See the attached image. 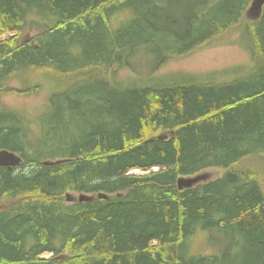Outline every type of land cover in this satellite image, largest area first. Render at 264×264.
<instances>
[{"label":"trees","instance_id":"16d2710c","mask_svg":"<svg viewBox=\"0 0 264 264\" xmlns=\"http://www.w3.org/2000/svg\"><path fill=\"white\" fill-rule=\"evenodd\" d=\"M252 2L0 0V96L50 94L38 127L25 119L36 109L0 106V151L23 159L0 167V264H264V8L249 20ZM230 44L249 60L163 72ZM137 49L152 72L120 81ZM209 169L222 174L179 190ZM199 232L226 243L183 256Z\"/></svg>","mask_w":264,"mask_h":264},{"label":"rangeland","instance_id":"374dc122","mask_svg":"<svg viewBox=\"0 0 264 264\" xmlns=\"http://www.w3.org/2000/svg\"><path fill=\"white\" fill-rule=\"evenodd\" d=\"M250 8L251 6L249 9ZM168 14L175 17L182 16L181 10L179 12L175 10V7L174 9H170ZM32 17H35L36 21H38L40 25L44 23L40 16L33 15L30 17V19ZM248 19L252 20L249 17V14ZM124 21L125 19L118 22H113V27L118 28L119 25L121 26L122 23H125ZM36 34V30L28 29L27 31V36H34ZM134 53H137V55L132 58ZM134 53H132L131 57L127 59V63L132 65L135 74L129 78L126 74V72H129V70L126 68L125 69L127 71L122 73L114 72V76L120 81L127 82L128 80L140 75L146 77L152 72V69H150V66L147 64V62L150 63L151 60L147 57H144L146 54H142L141 49H137V52ZM248 60L249 54L241 45H216L207 50L198 51L185 59L169 61L164 65L163 72L170 75H178L181 79H183V75H198L213 70L228 68L238 64L242 65ZM108 76L109 75L107 74L106 77ZM47 105H50V94L48 92H42L41 94H36V96H27L26 98H21L20 96L16 95L0 96V106H7L16 109H19L21 106H29V110L36 109V113H30L31 115H28L27 117L25 116V119H28V122L33 125V127L39 126L40 123L38 118L46 113ZM20 111L23 112L22 109ZM134 174L139 175L145 173L135 171ZM221 174L222 171L220 169H209L202 173V175H205L207 180L215 179ZM69 195L71 198H75L76 196V194L73 193H70ZM225 243V237L220 233L199 232L196 234V236L188 239L185 245V252H183V256L185 255V257H192L198 255H216L218 254L219 249L224 247Z\"/></svg>","mask_w":264,"mask_h":264},{"label":"water","instance_id":"95a60500","mask_svg":"<svg viewBox=\"0 0 264 264\" xmlns=\"http://www.w3.org/2000/svg\"><path fill=\"white\" fill-rule=\"evenodd\" d=\"M264 8V0H253L251 8L248 11L249 17L252 20H258L260 19L262 12ZM23 159L12 152H9L7 150L0 151V167L8 168L9 170H12L15 167H18L22 164ZM59 163V162H58ZM47 165H51L53 163H46ZM208 181L205 175H197L195 177L190 178H179L178 180V188L179 190L184 189H190L194 187L195 185ZM94 197H87V196H80L79 200L81 202L84 201H92ZM99 198L107 199L106 195H99ZM68 201H75L76 199H72L70 196L67 197Z\"/></svg>","mask_w":264,"mask_h":264},{"label":"bare ground","instance_id":"6f19581e","mask_svg":"<svg viewBox=\"0 0 264 264\" xmlns=\"http://www.w3.org/2000/svg\"><path fill=\"white\" fill-rule=\"evenodd\" d=\"M225 2V1H224ZM226 3V2H225ZM226 6V5H225ZM224 7V6H223ZM222 7V8H223ZM192 8V7H191ZM204 10V9H203ZM200 12H201V10H200ZM219 12V11H218ZM192 14V13H191ZM227 18V17H226ZM190 22V21H189ZM101 40V39H100ZM101 46V45H100ZM101 50V49H100ZM103 50H104V48H103ZM102 56V55H101ZM100 56V57H101ZM128 65V64H127ZM263 86V85H262ZM261 86V87H262ZM259 93V92H258ZM127 96V95H126ZM124 99H126L125 97H124ZM130 99H131V97H130ZM118 103V102H117ZM122 103V102H121ZM92 108V107H91ZM129 108V107H128ZM101 110V109H100ZM257 110V109H256ZM249 111V110H248ZM94 112V111H93ZM92 112V113H93ZM249 112H251V111H249ZM98 113V112H97ZM102 114V113H101ZM247 114V113H246ZM245 115V114H244ZM98 116V115H97ZM128 116V115H127ZM240 117V116H239ZM249 117V116H248ZM250 118V117H249ZM245 119V118H244ZM131 120V119H130ZM241 120V119H240ZM250 121V120H249ZM237 122V121H236ZM239 122V121H238ZM260 123V122H259ZM247 124V123H246ZM251 123H248L247 125L249 126ZM256 125V124H255ZM255 125H254V127H255ZM258 125V124H257ZM246 126V125H245ZM232 127V126H231ZM229 128V127H228ZM250 128V127H249ZM262 129V128H261ZM261 131V130H260ZM223 135V134H222ZM233 135V134H232ZM243 136V135H242ZM117 138V137H116ZM228 138V137H227ZM238 139H241V138H238ZM232 140V139H231ZM118 142V141H117ZM208 143V142H207ZM197 145V144H196ZM219 145V144H218ZM222 144H220V146H221ZM234 146H235V144H234ZM196 150V149H195ZM216 151V150H215ZM190 152V151H189ZM226 152V151H225ZM230 153V152H229ZM194 154V153H193ZM192 154V155H193ZM191 158V157H190ZM195 158V157H194ZM232 159H234V157L232 158ZM192 160V159H191ZM193 161V160H192ZM193 164V163H192ZM194 165V164H193ZM195 166V165H194ZM197 166V165H196ZM195 166V167H196ZM194 171V170H193ZM230 177V176H229ZM229 179V178H228ZM215 184V183H214ZM236 190V189H235ZM235 196V195H234ZM228 197V196H227ZM225 198V197H224ZM131 200V199H130ZM144 203V202H143ZM229 203V202H228ZM132 206V205H131ZM164 206V205H163ZM223 206V205H222ZM235 206V205H234ZM168 207V206H167ZM224 207V206H223ZM154 208V207H153ZM162 208V207H161ZM228 208V207H227ZM145 209V208H144ZM119 210V209H118ZM187 210V209H186ZM124 211V210H123ZM222 212V211H221ZM128 213V212H127ZM235 213V212H234ZM174 214V213H173ZM147 215V214H146ZM231 216V215H230ZM58 218V217H57ZM152 218V217H151ZM206 218V217H205ZM238 218V217H237ZM195 219V218H194ZM225 219V218H224ZM21 220V219H20ZM58 220V219H57ZM230 220V219H229ZM196 221V220H195ZM224 221V220H223ZM17 222H19V221H17ZM207 222V221H206ZM9 223V222H8ZM52 223V222H51ZM50 223V224H51ZM205 224V223H204ZM228 224V223H227ZM56 225V224H55ZM53 227V226H52ZM52 227H51V229H52ZM209 228V227H208ZM185 229V228H184ZM207 229V228H206ZM232 229V228H231ZM54 230V229H53ZM195 230V229H194ZM8 232V231H7ZM55 232V231H54ZM236 232V231H235ZM249 232V231H248ZM6 233V232H5ZM190 233V232H189ZM136 234V233H135ZM184 234V233H183ZM11 236H13V234L11 235ZM9 237V236H8ZM241 237H242V235H241ZM165 239V238H164ZM185 239V238H184ZM85 240V239H84ZM119 240V239H118ZM87 241V240H86ZM83 242V241H82ZM88 242V241H87ZM124 242V241H123ZM250 247V246H249ZM243 249V248H242ZM242 249H241V251H242ZM246 249V248H245ZM254 249V248H253ZM256 249V248H255ZM174 250V249H173ZM246 251H249V250H246ZM251 252H253V251H251ZM250 253V252H249ZM58 254V253H57ZM255 254V253H254ZM175 256V255H174ZM264 256V255H263ZM34 258V257H33ZM255 259V258H254ZM161 260V259H160ZM246 260V259H245ZM248 260V259H247ZM172 261V260H171ZM197 261H200V260H197ZM197 263V262H196ZM200 263V262H199ZM250 263V262H249Z\"/></svg>","mask_w":264,"mask_h":264},{"label":"flooded vegetation","instance_id":"af4514ba","mask_svg":"<svg viewBox=\"0 0 264 264\" xmlns=\"http://www.w3.org/2000/svg\"><path fill=\"white\" fill-rule=\"evenodd\" d=\"M8 169V168H7ZM13 170V169H12Z\"/></svg>","mask_w":264,"mask_h":264}]
</instances>
